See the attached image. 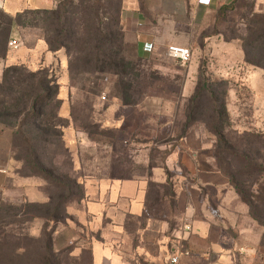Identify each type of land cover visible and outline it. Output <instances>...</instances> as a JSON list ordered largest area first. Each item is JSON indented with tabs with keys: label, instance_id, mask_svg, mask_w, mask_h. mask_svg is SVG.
I'll return each mask as SVG.
<instances>
[{
	"label": "rangeland",
	"instance_id": "374dc122",
	"mask_svg": "<svg viewBox=\"0 0 264 264\" xmlns=\"http://www.w3.org/2000/svg\"><path fill=\"white\" fill-rule=\"evenodd\" d=\"M122 3L48 0L46 5L52 4V9L25 12L15 19L16 31L10 40L31 47L35 34L41 33L53 48L60 49L51 54L54 57L47 68L60 87L58 101L37 110L50 122L59 116L60 125L47 133L29 124L23 129L24 137L15 143L12 123L23 109L18 110L11 101L16 95L10 83L1 86L0 264H88L87 253L75 257L72 251L76 244L63 245L64 230L80 227L77 216L83 208L87 183L151 179L153 167L164 165L167 153L179 145L186 123L195 129L207 124L221 128L216 125V111L222 103L229 125H221L238 154L233 160L228 158L231 170L238 173L241 182L252 179L264 185V172L251 173L248 166L254 162L264 167V70L245 62L249 72L258 73L244 72L239 78L220 73L215 69L218 60L203 57L198 62L205 79L200 74L194 76L198 87L187 91L189 64L167 56L137 60L134 42L122 30ZM1 4L0 12L7 13ZM230 7L218 21L216 32L229 42L246 46L250 58L264 65V0H235ZM0 21H4L1 16ZM8 50L14 52L9 44ZM66 76L68 92L61 86ZM26 79L28 72H21V80ZM18 89L21 94L28 91L25 86ZM245 135L262 137V144L249 146ZM25 139L45 170L38 177L22 161L25 148L30 149ZM260 200L258 213L264 217V193ZM239 204L240 228L232 233L242 238L245 253L238 263L264 264V227L250 217L240 200ZM38 205L44 206L31 207ZM55 212L58 222L48 221ZM147 214L176 227V211L164 198L163 189L155 185L150 187ZM53 226L56 232L51 247L44 230Z\"/></svg>",
	"mask_w": 264,
	"mask_h": 264
},
{
	"label": "crops",
	"instance_id": "0c3cea01",
	"mask_svg": "<svg viewBox=\"0 0 264 264\" xmlns=\"http://www.w3.org/2000/svg\"><path fill=\"white\" fill-rule=\"evenodd\" d=\"M0 2L12 15L53 7L46 5L48 0ZM234 2L213 0L205 6L199 5V0H123L121 24L136 52L138 44L140 49L146 44L152 57L167 56L170 46L190 49L193 60L187 63L184 88L194 91V76L200 73L198 60L203 57L218 60L215 69L226 75L242 78L244 72L258 73L249 72L240 42H229L221 32H216L220 10ZM43 40L41 33L35 34L31 47L11 49L14 52L7 60L0 59V80L4 67L17 55L29 56L33 64L45 60L50 65L54 56L47 52ZM61 86L63 91L70 90L67 76ZM215 148L216 142L201 127L192 130L169 156L170 171L180 174L183 167L188 172L187 178L175 180V228L167 221L148 216V181H91L85 187L83 208L77 216L80 227L64 230V247L76 244L72 251L75 257L87 251L90 264H168L171 252L179 245L191 252L182 256L180 264H239L241 237L235 238L232 232L240 228L238 210L242 206L217 166ZM156 176L157 182H165L162 173ZM186 226L192 231L186 233Z\"/></svg>",
	"mask_w": 264,
	"mask_h": 264
},
{
	"label": "trees",
	"instance_id": "16d2710c",
	"mask_svg": "<svg viewBox=\"0 0 264 264\" xmlns=\"http://www.w3.org/2000/svg\"><path fill=\"white\" fill-rule=\"evenodd\" d=\"M231 7L227 6L224 7L219 12L218 21L222 19L224 16V13H227L231 11ZM46 10V9H44ZM44 10H30V11H44ZM7 13L0 12V16L4 19V21H0V30H1V38H0V58L7 60L10 55V51L8 50V44L12 34L16 31V21L15 19L20 15H12L6 10ZM29 12V11H26ZM59 10H57V13ZM25 13V12H24ZM46 14L48 12H45ZM217 21V23H218ZM122 26V24H121ZM217 26V25H216ZM125 35L128 36V33L123 29ZM223 35V34H222ZM224 36V35H223ZM226 40V39H225ZM240 41H244L242 38H238ZM47 47V52L52 54L54 52L59 51L60 49H55L52 47V44L46 39L43 40ZM229 41V40H227ZM246 47V46H245ZM243 47L244 52V60L247 64L253 65L256 68L263 69L264 65L252 60L250 58L248 50L246 51V48ZM248 49V48H247ZM29 53V52H28ZM136 58L137 60L141 61L137 57L136 52ZM47 68H49V65L45 64V60L40 61L39 63L33 64L32 59L28 56H21L17 55V58L9 65L6 66V69L4 71L3 76V83L0 84L3 86L4 84L10 83L11 90L16 95L14 98L11 99L16 105V107L19 109H23L19 112H17L15 117V121L12 123V126L15 128L14 132V142L17 143L20 139V137H24V134L22 135L23 129H25L26 126L29 124H32L36 127L39 131H46L47 133L51 130L53 131L54 128H57L60 124V118L59 116H54L53 122L44 120V114L41 112H37V110L40 107L48 106L53 101L57 100V95L59 94V85L56 84L54 80L51 79V76L49 72L47 71ZM21 72L27 73L28 72V79L21 80ZM202 75V78H204V74L202 72L199 73ZM11 81V82H9ZM25 86L28 90L24 94L20 93V90L18 88ZM13 90V88H15ZM198 87V84H197ZM196 87V89H197ZM195 89V90H196ZM58 101V100H57ZM215 103H217V100H214ZM2 105V104H0ZM28 109V112L24 114L23 118H20V116L23 115V112ZM194 109V99L192 100V105L190 109V114L192 115V111ZM218 121L216 122L217 126H221L220 129H217L215 127L212 128L210 125H205L204 129L207 132V135L212 138L216 142V148H215V160L217 163V166L226 179L229 181V187L230 189L238 196L239 200L248 208L249 215L252 219L257 221L262 227H264V217L260 216L258 213V209L260 208L262 195L264 193V185L260 184L259 182H254L252 179H249L247 181L241 182L239 179L238 173H236L234 170H231L230 160L228 158L235 159L238 157V154L236 152V149L233 148V146L228 142L226 139V136L224 134V125H229V120L227 118V112L226 107L222 103L221 106L216 111ZM20 118V119H19ZM188 118H190V115H188ZM227 123V124H226ZM223 126H222V125ZM61 127V126H60ZM195 128L192 127L190 123H186L184 125V129L181 133V136L179 137V144L184 140V138ZM214 129V130H213ZM22 135V136H21ZM246 139L249 141L248 145H252V143H258L262 144V137L255 136V135H245ZM60 141L62 140L61 135L58 136ZM25 143L29 146L30 149L25 148V156L22 161L25 163V167L31 171L33 176L38 177L39 174H43L45 170L42 168L39 157L36 155L34 150H31V142L29 140H24ZM27 146V147H28ZM177 148L172 147V149L167 153L165 163L164 165L158 167H153L154 173L152 174L151 179H136V178H128V179H117V180H145L149 182V192H148V198H150V187L156 186L160 187L164 191V198L168 199L169 204L172 207V211H176V198H177V186L175 180H177L179 177L187 178L188 172L185 168H181L180 174H177L176 172H172L167 167V160L169 156L172 154V152ZM28 150V151H27ZM246 160H250L248 157H244ZM19 162H22L21 160H17ZM248 166H250L251 173L258 171V173L264 172V167L262 164H254V162L248 163ZM157 173H162L165 177V182L163 184L157 182L156 175ZM31 177V176H28ZM177 177V179H176ZM189 179V178H188ZM260 181V180H259ZM264 183V182H263ZM44 205H38L31 206L35 208H42ZM57 210V209H56ZM150 217V216H149ZM153 218V217H151ZM48 221H52L54 223L58 222L57 213H52L50 216H48ZM56 232V227L53 226L50 230L45 229L44 230V236L48 239L49 245L52 247L54 242L53 235ZM263 246H264V240H263ZM89 255L87 251H85ZM84 253V254H85ZM83 254V256H85ZM89 257V263L91 261L90 255Z\"/></svg>",
	"mask_w": 264,
	"mask_h": 264
},
{
	"label": "built area",
	"instance_id": "2783aa9c",
	"mask_svg": "<svg viewBox=\"0 0 264 264\" xmlns=\"http://www.w3.org/2000/svg\"><path fill=\"white\" fill-rule=\"evenodd\" d=\"M213 0H199V5H205L210 6ZM138 44V52L137 56L139 59H147L151 56V52L146 49V44ZM21 46L20 41L17 39H11L9 43L10 49H17ZM167 56L170 59L180 61L182 63H190L193 58V53L190 49L179 47V46H170L167 49ZM4 174H7L6 170H3ZM192 231V228L190 226L185 227V232L189 233ZM245 249L241 248L239 251L240 256H244ZM191 254L190 250L184 249L183 246H177L173 251L171 252V255L168 260V264H180L182 256H189Z\"/></svg>",
	"mask_w": 264,
	"mask_h": 264
}]
</instances>
